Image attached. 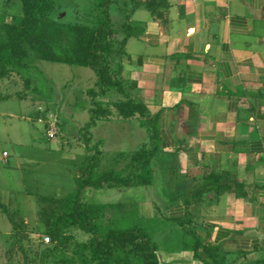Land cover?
I'll list each match as a JSON object with an SVG mask.
<instances>
[{"label":"crops","instance_id":"0c3cea01","mask_svg":"<svg viewBox=\"0 0 264 264\" xmlns=\"http://www.w3.org/2000/svg\"><path fill=\"white\" fill-rule=\"evenodd\" d=\"M119 1L131 26L121 76L156 118L162 154L163 196L154 200L168 221L154 237L164 246L158 250L160 262H180L190 253L181 248L175 219L217 247L225 264L264 262V0ZM37 111L41 123L44 110ZM107 122L127 129L130 138L141 137L135 149H116L112 155L148 141L138 120ZM107 122L90 130L91 143L100 142L102 152L103 140L94 138L93 130ZM209 174L222 175L221 185L228 189L196 202L191 191ZM43 206H31L35 224ZM8 212L18 224H29ZM9 226L0 231V264L7 263L14 239Z\"/></svg>","mask_w":264,"mask_h":264},{"label":"trees","instance_id":"16d2710c","mask_svg":"<svg viewBox=\"0 0 264 264\" xmlns=\"http://www.w3.org/2000/svg\"><path fill=\"white\" fill-rule=\"evenodd\" d=\"M96 1L100 16L95 24H86L79 20H59L53 14L54 0H19L22 13L16 22L7 24L0 17V78L14 73L28 88L33 81L30 61L34 59L90 68L95 75L94 87L86 91L90 99L89 120L78 131L89 153L87 162L75 179V190L54 204L44 205L37 213L46 234L58 243L46 248V253L52 254L59 245L68 243L73 238L69 230L75 229L85 240L75 243L69 256H62L56 264H161L159 245L154 237L168 220L163 218L158 201H155L163 196L161 177L157 175L162 154L157 142L156 118L129 93L121 76L125 44L131 33L127 11L120 6L119 0ZM145 5L150 7L151 4L145 2ZM33 90L41 94L40 99L34 96L33 100L47 101L36 87ZM110 92H115L117 100L104 102L101 98ZM115 119L138 120L148 132V141L130 153L109 157L113 162H124L123 167L101 168L104 153L100 150V142L89 146L90 130L99 121ZM222 180L220 174L204 176L193 187L191 197L199 202L205 194L219 195L228 189L221 185ZM138 189L149 191L145 199L152 205L151 217L143 209V201L123 203L93 199L96 193L104 191H115L121 197L123 193ZM45 206L48 208L43 209ZM0 210L17 230L16 243L23 255V264H27L21 245L25 227L10 217L2 203ZM173 221L181 229L182 250L190 252L194 260L202 264H225L217 247L199 236L195 229L185 226L181 219ZM255 264L264 262L259 260Z\"/></svg>","mask_w":264,"mask_h":264},{"label":"rangeland","instance_id":"374dc122","mask_svg":"<svg viewBox=\"0 0 264 264\" xmlns=\"http://www.w3.org/2000/svg\"><path fill=\"white\" fill-rule=\"evenodd\" d=\"M96 2L54 0L53 14L63 22L79 20L86 24H95L100 16L96 10ZM21 13L19 0H0V17L3 22L13 24ZM30 65L33 81L28 88L24 87L20 77L14 73L0 78V95L4 96L0 100V202L11 213H19L27 218L29 224L25 225V239L21 240L27 264H56L62 256H69L73 245L85 240V237L79 231L70 229L69 234L73 238L68 243L59 245L52 254H47L46 248H52L58 243L50 239L40 221L34 223L31 206L54 204L56 202L53 200L61 199L76 188L75 179L80 176L82 166L88 159L78 131L89 120L90 99L86 91L94 87L95 75L90 68L39 59L30 61ZM35 87L46 96L48 102L32 99L34 96L40 99L41 94L37 95L33 90ZM21 95L24 97H20ZM117 98L115 92H110L101 99L111 102ZM36 101L38 105L35 104ZM40 108L44 110V119H41L46 127L37 121V110ZM124 121L130 120H121L123 123ZM111 123L121 124L117 121ZM107 124L109 123H99L93 130L94 138L103 140L104 157L101 168H121L124 162H113L109 159L112 155L109 152L116 149L131 151L140 145L141 137L130 138L127 129L117 130L114 125ZM48 125L55 131L53 139L46 136ZM93 145L94 143L89 144ZM3 152L8 154L7 159H3ZM157 175H161L159 170ZM148 193V190L138 189L123 193L120 197V193L116 194L111 190L96 193L98 195L93 199L98 202L143 201V209L149 214L152 205L145 199ZM158 198L162 200L161 197ZM45 208L48 207L43 209ZM9 225L6 215L0 210V231H5ZM15 231L17 230L13 229L14 239L5 253L6 264L24 263L16 243ZM45 237L49 238L47 243L44 241ZM155 240L160 245L161 253L163 242L158 236ZM185 254L180 262L172 264H202L194 260L190 253Z\"/></svg>","mask_w":264,"mask_h":264},{"label":"built area","instance_id":"2783aa9c","mask_svg":"<svg viewBox=\"0 0 264 264\" xmlns=\"http://www.w3.org/2000/svg\"><path fill=\"white\" fill-rule=\"evenodd\" d=\"M42 122V119L40 120ZM47 137L49 139H53L55 137V131L52 126L48 125L47 127ZM8 154L6 152H3V157L6 158ZM44 241L47 243L49 241L48 237L44 238Z\"/></svg>","mask_w":264,"mask_h":264}]
</instances>
